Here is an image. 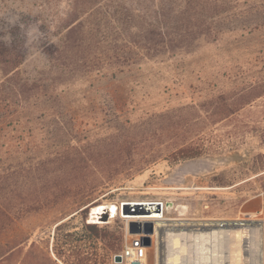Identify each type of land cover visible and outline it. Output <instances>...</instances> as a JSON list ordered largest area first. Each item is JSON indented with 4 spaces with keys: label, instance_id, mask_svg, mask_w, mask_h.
Segmentation results:
<instances>
[{
    "label": "rangeland",
    "instance_id": "374dc122",
    "mask_svg": "<svg viewBox=\"0 0 264 264\" xmlns=\"http://www.w3.org/2000/svg\"><path fill=\"white\" fill-rule=\"evenodd\" d=\"M118 1L153 14L159 1L173 0ZM69 4V0H0V41L20 48V75L40 88L23 104L0 93V174L17 175L21 167L51 157L66 144L111 146L108 136L130 125L141 130L147 122L158 121L156 114L199 105L264 80V0H238L223 16L214 42L200 40L189 50L142 58L127 66L82 69L65 80L47 52L64 32ZM202 116L190 120L191 139L230 147L174 164L159 158L129 177H118L98 197V204L90 206L86 220L78 210L61 216L66 201L62 198L53 206L21 215L30 195L7 191L11 203L4 207L16 215L12 221L4 220L0 229V264H50L48 258L55 259L57 253L73 264L78 256L87 258L88 264H115L113 257L125 244L143 242L145 235L127 232L128 222L118 209L121 201H158L163 206L172 202L173 207L163 208L167 218L249 217L262 220L264 232V200L259 196L264 190V95L217 122L204 120V112ZM161 128H167L164 122ZM159 132L148 129L153 138L146 146L164 147L182 140L179 136L168 140L167 133ZM109 161L100 157L94 171L106 170ZM101 206L115 209L112 219L97 225L121 234L118 250L83 225L93 221L91 212ZM178 206H185V212ZM61 222L65 225L55 230ZM152 235L153 231L148 234L151 243L144 245L146 264H155Z\"/></svg>",
    "mask_w": 264,
    "mask_h": 264
},
{
    "label": "trees",
    "instance_id": "16d2710c",
    "mask_svg": "<svg viewBox=\"0 0 264 264\" xmlns=\"http://www.w3.org/2000/svg\"><path fill=\"white\" fill-rule=\"evenodd\" d=\"M176 1L168 4L159 1L153 14H146L118 0H69L70 7L62 25L64 32L58 43L49 46V61L57 68L60 79L67 80L82 69L90 71L105 66H127L142 58L189 50L200 40L216 41L222 29L223 16L238 2ZM22 60L23 54L17 45L0 41V93L11 96L17 104L29 101L40 91L35 83H28L21 77L19 66ZM262 95L264 80L256 81L247 87L221 93L199 105L186 104L156 114L158 121L154 124L147 122L141 130L135 129L134 124L130 125L128 129L108 136L112 140L111 146L66 144L51 157L21 167L17 175H11L14 172L0 174V229L4 227V220L9 218L12 221V214H15L5 208L11 203L9 195H5L7 191L17 190L20 194L30 195L28 208L19 212L21 215L53 206L62 198L66 201L61 216L78 210L86 220L90 206L98 204V197L118 177H129L159 158L174 164L227 149L230 144L193 141L189 135L190 120L193 117L195 121L202 120L204 112V120L217 122ZM163 122L167 127L164 130L161 128ZM148 129L151 132L160 129L159 135L167 133L166 138L171 141L177 136L182 140L164 147L146 146L147 141L153 138ZM102 156L110 160L108 167L101 172L94 171ZM64 225L62 222L57 224L55 230ZM83 225L89 234L104 237L110 249L118 250L119 232L99 228L93 222H84ZM60 256L57 253L55 259L49 257V263L58 264L60 259L64 264H73ZM74 264H88L87 258L78 256Z\"/></svg>",
    "mask_w": 264,
    "mask_h": 264
},
{
    "label": "bare ground",
    "instance_id": "6f19581e",
    "mask_svg": "<svg viewBox=\"0 0 264 264\" xmlns=\"http://www.w3.org/2000/svg\"><path fill=\"white\" fill-rule=\"evenodd\" d=\"M104 207L110 209L109 219L114 217L115 209L113 207L101 206L91 212L92 222H94L95 214ZM118 209L120 211L119 207ZM176 209L179 212H185V206L176 207ZM146 210L145 212H136L137 214H133L134 216H130L126 220L153 221L152 237L154 240L155 264H180L182 256L188 250V246L181 243V239L189 237V235L168 227L166 222L168 218L163 216V212L161 216H157L154 207L146 208ZM261 231L262 226L253 224L249 227L230 230L225 235L221 233V230H212L209 235L202 233L198 237L193 263L264 264V232Z\"/></svg>",
    "mask_w": 264,
    "mask_h": 264
},
{
    "label": "water",
    "instance_id": "95a60500",
    "mask_svg": "<svg viewBox=\"0 0 264 264\" xmlns=\"http://www.w3.org/2000/svg\"><path fill=\"white\" fill-rule=\"evenodd\" d=\"M166 208L173 207L172 202H165L164 205ZM154 207L156 210L155 213L159 216L163 212V203L158 201H149V202H130V201H121L119 204L120 214L125 218L134 216L136 212H145L146 208ZM180 207V206H178ZM145 208V209H144ZM89 210V217H90ZM111 213L109 208H102L95 214L94 222H105L109 219ZM150 215V214H148ZM127 232L130 234L144 232L145 235L142 237V241H134V244L149 245L151 243L150 237L148 234L153 231L152 221L138 222L134 220L127 221ZM167 226L171 229L184 232V234L189 235V237H184L181 239V243L188 246L187 252L182 256L180 264H194L193 257L196 252V246L198 243V237L200 234H210L212 230H221V233L225 235L228 231L249 227L250 225L256 224L259 226L263 225L262 220L250 219L246 217L244 219H189V218H168L166 220ZM143 229V231H142ZM115 261L120 260V255L116 254L114 256ZM211 264V263H207Z\"/></svg>",
    "mask_w": 264,
    "mask_h": 264
},
{
    "label": "built area",
    "instance_id": "2783aa9c",
    "mask_svg": "<svg viewBox=\"0 0 264 264\" xmlns=\"http://www.w3.org/2000/svg\"><path fill=\"white\" fill-rule=\"evenodd\" d=\"M259 196L264 200V190L259 193ZM118 254L120 255L119 261H115L113 257L115 264H142L145 262L147 252L144 245L134 244V240H132L125 244L123 251Z\"/></svg>",
    "mask_w": 264,
    "mask_h": 264
}]
</instances>
